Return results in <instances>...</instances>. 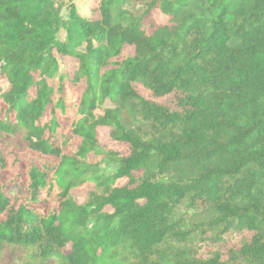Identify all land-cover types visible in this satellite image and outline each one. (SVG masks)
Returning <instances> with one entry per match:
<instances>
[{
    "label": "trees",
    "instance_id": "obj_1",
    "mask_svg": "<svg viewBox=\"0 0 264 264\" xmlns=\"http://www.w3.org/2000/svg\"><path fill=\"white\" fill-rule=\"evenodd\" d=\"M69 9L0 0V133L38 154L12 166L18 193L0 181V259L18 246L53 264H264V0ZM55 53L77 62L72 77ZM239 234L251 237L200 256Z\"/></svg>",
    "mask_w": 264,
    "mask_h": 264
},
{
    "label": "rangeland",
    "instance_id": "obj_2",
    "mask_svg": "<svg viewBox=\"0 0 264 264\" xmlns=\"http://www.w3.org/2000/svg\"><path fill=\"white\" fill-rule=\"evenodd\" d=\"M56 6H62V14L63 17L66 18L69 15V7L71 3H75L77 8L79 9L81 14L84 15H92V7L96 6L98 0H75L72 2L71 0H54ZM125 10L130 12L134 15H139L143 12V6L142 5H134L132 3H128L124 7ZM95 16H98L97 13H95ZM154 19L156 23L159 25H165L168 21V18L163 16L161 13H155ZM62 38H64V35H61ZM55 57L57 58L60 70L62 74H68L70 77L74 75V72L77 69V62L71 58V57H65L62 56L59 53H55ZM1 80V79H0ZM9 89V84L7 81H0V90L6 91ZM135 91L141 95L142 97L154 101L156 103H160L163 105H171L174 106L176 104V96H169L166 98H154L152 94L143 88L141 85H135ZM113 105L111 102L107 101L103 108H112ZM99 139L102 146L105 148L112 150L114 152L119 153L121 156H128L129 155V148L125 144H120L114 142L110 136L108 129L100 128L99 129ZM24 133L20 134L19 136H10L6 134L0 133V151H4V156L7 158V166L5 168H0V181L2 183H5L8 187L9 193L16 194L19 192V181L17 183H11L9 178L13 176L12 174V166H15L17 161H22L24 163H31L34 158H38V154L32 152L29 148V145L27 142L23 139ZM15 158H17L14 162ZM10 161L11 163H8ZM105 172L112 173L114 170L109 167H105ZM9 183V184H8ZM127 183V180L122 179L119 180L117 183V186H124ZM81 202H84V200L87 197V193H82L78 195ZM55 199L51 198L48 201L47 207L43 208V211L45 212H51L53 209L56 208ZM241 237L250 239L251 234L246 235H234L228 237L226 241V245L223 250V246H216L211 245L209 243L204 244V248L201 251L200 256L206 257L207 255L213 253V252H223L226 253L230 246L234 245L236 242H239L241 240ZM243 238V239H244ZM70 250V247L67 249V251ZM0 264H53L49 262H43L41 259H35L32 257V252L28 251L24 248L18 247V246H6L3 250Z\"/></svg>",
    "mask_w": 264,
    "mask_h": 264
}]
</instances>
